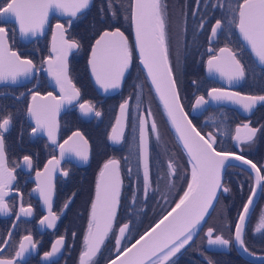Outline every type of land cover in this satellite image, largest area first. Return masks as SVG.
<instances>
[{"label":"flooded vegetation","instance_id":"obj_1","mask_svg":"<svg viewBox=\"0 0 264 264\" xmlns=\"http://www.w3.org/2000/svg\"><path fill=\"white\" fill-rule=\"evenodd\" d=\"M177 2L178 0H162L167 9L166 43L168 47V66L172 69V79L175 81L182 109L200 135L213 144L215 151L243 156L244 159L252 161L261 170V175H264V103L258 102L252 111L247 114H242L237 108L223 103H215L214 105L202 104L196 107L198 113L191 111L198 97H203L206 101L208 92L213 88L226 90L205 76L204 66L206 61L215 56L219 49L229 47L223 45L222 40L218 41L222 28L219 30L215 40L211 43L208 42L209 33L217 20L216 12H219L217 7H212V4H215L216 0H200L199 4H197L196 0H182L185 6L182 9L177 8ZM241 2L243 0L239 3ZM83 12L84 10L78 13L75 18L67 15L59 18L51 16L47 22L43 36L33 39L26 44L19 42L12 24L0 22V26L7 29V25H11L15 31V39L18 45L13 44L14 42L9 41L7 38L9 50L16 52L21 59L31 60L34 69L25 81L17 80L15 84L6 82V84L2 83L0 85V115L6 116L11 113L12 117L16 113L21 116L18 124L11 120L9 130L3 134L4 155L3 159L0 160V171L7 169V172L4 173L5 178H7L9 173L11 177H14L7 188L4 189L7 192L4 202L8 205L9 210L7 214H0V259L12 260L13 264H79V256L84 249L83 238L88 231L89 209L93 200L95 181L102 165L111 159L119 162L120 191L123 185L120 167L123 166L125 183L129 184L132 191H137L140 188L143 194L141 200L145 199L144 175L143 169L138 162L136 135L139 115L142 113L144 117H147L149 110L142 102V94L139 93L135 82V80H139V74L135 72V69L131 70L132 58L128 69L124 73L119 89L112 94H98L90 84L86 67L88 52L93 41L84 57L85 76L95 96L103 99L106 96L122 94L123 99L117 105L115 115L119 105L125 101H127V113L120 143L110 145L107 142L108 133L114 122L115 115L106 134L105 143L113 151L114 156L99 163L94 172L91 198L87 209L86 226L81 234L78 251H73L72 239L74 234L68 231V224L70 223L69 201L71 200L69 198L60 203L59 190L62 186L61 183L64 182L65 177L68 176L72 169H83L88 165L91 149L89 141L81 131V125L94 124L99 118L96 115V112L99 111L95 107V103L82 99V90L75 83L71 75L72 60H75L76 56H78L77 54H79L78 47L68 50L66 63L68 79L71 81V85L79 91V96L72 100L71 103L67 102L57 117L58 129L55 143L50 142L41 133H32L30 135L33 127L27 122L25 116L33 93L38 94V97L49 95V93L55 98L62 95L61 93L58 94L54 88H51V86H55L60 91L55 78L49 75L48 71L50 67L53 71L59 68V64L54 63L56 53L50 52L49 49L51 36L54 32H58L56 25L60 23L65 29L64 39L70 42L74 41L68 36V32L73 23L83 15ZM173 18H175L174 22L172 21ZM69 20L72 21L71 24L68 23ZM236 20L237 16L235 24ZM201 22H203L204 27L200 26ZM112 29H119L124 33L128 40L131 54H134L130 42V30L129 36H127L122 28L115 26L101 30L98 35L102 31H110ZM239 47V51L249 56L254 67L264 72V66H257L250 54L240 43ZM49 59H51V65L48 63ZM137 69H139L138 65ZM127 77L129 80L125 83ZM260 79L261 77H259ZM242 81L243 79H241L239 85L232 89V92H238L237 89L242 84ZM65 87V94H70L71 88H68L67 85ZM256 91L257 93L254 95L240 94L245 96L264 95L262 82L256 85ZM136 97L140 109L135 114L132 112V106ZM86 102L93 106V110L87 114L80 108V104ZM79 110L84 116L78 114ZM66 112H73L77 118V122L76 126L73 127L72 119H70L69 123L64 127V132L62 131L63 134L61 133L60 118ZM129 112L130 114L133 113L134 117L136 116L135 152L133 154L132 152L124 151V148L119 146L123 140L122 137L127 126ZM151 120L153 123L152 116ZM244 124H248L251 128H256V135L251 141L240 139L234 142L233 136L237 128L244 129ZM157 129L158 136H160L159 128L157 127ZM74 132H78L83 137V140L87 141L88 159L86 161L76 155V151H80L77 144L74 147L71 145L72 147L69 149L68 147L64 148L62 155V150L59 146ZM146 133L149 149L150 179V188L147 194L151 193L161 184L166 192H178L184 188L186 178L182 163L178 164L172 153L168 152L169 150H163L164 157L161 156L162 150H158V147L152 144V139L157 134L151 132V127L148 123H146ZM25 156L29 157L31 161L30 165L24 161ZM82 160L83 162H79ZM50 161L53 163H49ZM170 161L174 163L176 168L175 175L172 176H169L168 169ZM163 166L167 170L168 178L162 181L159 170ZM38 172L41 173L39 177L37 176ZM254 177H256L255 170L251 172L237 164H227L225 166L221 178V187L218 189L210 212L194 231L193 239L175 257L171 258L172 264H210V262L211 264H264V260L255 261L252 258L242 257L233 244L234 228L239 218V213H241L244 204L248 202L249 196L253 194ZM41 188L51 193V209L41 199ZM225 188L229 189V191H224ZM66 203L68 204L67 207H65ZM21 207L25 209L30 207L32 215H23L20 211ZM50 211L57 216L55 226L52 228L47 226V220L41 224V220H44L45 217L51 219ZM262 215H264V181H261L257 187L255 200L245 219L242 233L245 247L248 248L252 255L245 253L250 257L264 256V229H261L260 232L255 231ZM209 228L213 229L212 238L220 235L222 238L229 240L230 243L226 246L209 245V237L207 235ZM25 236H31V242L23 241ZM60 237L64 238L60 251L45 259L44 254L52 251V245ZM22 241L25 244L26 251L22 256L18 257L16 253L20 250ZM32 244H35L36 247L33 248Z\"/></svg>","mask_w":264,"mask_h":264},{"label":"snow or ice","instance_id":"obj_2","mask_svg":"<svg viewBox=\"0 0 264 264\" xmlns=\"http://www.w3.org/2000/svg\"><path fill=\"white\" fill-rule=\"evenodd\" d=\"M197 4L200 0H196ZM92 0H0V22H7L13 20L19 25V31L22 35L35 36L38 30H43L47 22L49 10H56L62 15L70 17H77V14L90 7ZM108 11L116 15L113 9V0H107ZM213 8H224V0H218V3L212 4ZM131 21L136 34V46L139 50L141 63L147 70L148 77L151 79L152 85L159 94L160 100L163 102L168 116L171 118L176 131L179 133V139L183 143V147L187 150L192 164L191 180L188 182L187 190L184 191L183 196L180 197L179 202L175 207L165 216L151 232H146L132 245V249H136V253L131 260H126L122 264H172L173 257L180 252L193 239V233L198 225L204 219L209 209L213 206V199L216 196V189L221 187L220 170L226 166V162L231 159L242 161L248 164L256 171L257 183L264 181V175H261V170L250 160L244 159L243 156L234 155L226 152H217L213 148V144L205 140L195 128H191L189 132L177 119V110L179 108L178 97L176 95V84L172 79V69L168 66V47L166 43V5L162 0H131ZM238 10L239 22L236 27L239 29L243 40L250 46L252 53L257 58L260 65L264 66V0H243L242 3L235 5L232 8L233 12ZM103 11V10H102ZM195 14V13H194ZM72 23L71 20L68 21ZM201 27H204L201 22ZM222 28V21L216 20L212 26V37L218 35V30ZM58 30L63 47L57 49L55 40L57 32L53 33V52L56 53V60L59 62V68L53 71L49 68V75H52L56 84L60 87L61 102L67 101L71 103L72 100L79 96V91L71 85V81L67 76L66 58L68 50L77 48L78 44L75 41H68L64 39V26L57 23ZM211 39V37H210ZM100 46H103L100 48ZM98 48L104 53L102 71H97L96 55ZM93 60L89 63L93 66V74L96 76L97 83L101 85L106 91L109 88H118L120 86V79L124 76L125 70L128 69L132 54L129 48L128 40L124 33L117 29L114 32H104V34L96 41V46L92 49ZM221 53H227V70L218 61L221 59L217 56H212L208 60L209 72L217 71L221 76H226L229 82L239 81L246 75L245 69L241 62L236 58L235 54L227 47L220 49ZM51 65V59H49ZM33 63L31 60H21L16 52H10L7 48V31L6 28L0 26V83L11 81L15 84L19 77H27L33 72ZM71 88L70 94L66 93V87ZM139 87V86H137ZM36 93H33V101L37 98ZM52 94L49 93V96ZM208 95L217 101L231 100L234 103L240 104L245 112H251L258 102L264 103V95L260 96H241L238 92H225L222 89L213 88ZM55 100V97H52ZM207 103L203 97H198L195 107ZM60 104L57 103L55 108L58 110ZM81 110L87 114L93 110V106L89 103L80 104ZM127 108V101L120 105L121 113ZM44 108L39 105H29L28 113L35 120L36 127L32 129L33 134L41 130H47L49 139L55 143L53 131L48 126L44 119ZM99 116L100 113L96 112ZM148 117H151L149 111ZM187 120V117H184ZM11 113L8 115H0V160L4 155V141L3 134L9 130L11 125ZM120 119L117 118L119 125ZM189 125L191 122H188ZM145 119L139 121L140 131V159L143 164L144 175V191L145 194L150 188L149 179V149L148 141L145 131ZM243 128L247 130L244 137L245 140L251 141L256 135L257 129L251 128L248 124H244ZM238 135L234 137L240 140L239 133L241 129L237 128ZM151 132L157 134V125L153 121L151 125ZM196 133L200 139L196 140L191 135ZM74 136L80 134L74 133ZM122 130L118 131L117 127H113V134L109 139L114 143H120ZM83 139V137H81ZM71 140V137L69 138ZM203 141V143H201ZM68 141H65L67 144ZM87 144V141H84ZM62 155L64 152V145H60ZM76 155L83 160L88 159L87 151H76ZM24 161L31 164L28 156L24 157ZM49 163H53L50 161ZM58 163V161H56ZM47 167V166H46ZM169 176L175 175L176 168L173 162L168 164ZM7 169L0 171V214L8 213V205L4 202V197L7 192L5 188L11 183L14 177L9 173L5 178L4 173ZM41 173H37L39 177ZM35 191V190H34ZM224 191H229L225 188ZM255 194V188L252 190ZM41 199L44 204L51 209V193L46 192L43 188L40 189ZM120 196V179H119V162L111 159L104 164L103 169L99 174L96 185V199L92 203V211L89 219L88 232L84 238V249L80 255L79 264H96L95 257L98 255L101 246L109 235L112 229L113 218L116 215L117 205ZM136 193L133 192V200H135ZM253 196H249L248 203L243 206V211L239 213V221L235 226V241L238 246L252 255L248 248L245 247V240L242 233L244 230V223L246 214L249 211V205L252 203ZM70 202V201H69ZM68 204H65L67 207ZM21 213L25 216L32 215V209L21 207ZM175 214V215H174ZM51 219L45 217L41 220V224L47 220V226L52 228L55 226L57 216L50 211ZM171 217V219H169ZM167 222V223H165ZM163 225V227H161ZM128 224H124L119 228V235L116 237L117 247L120 246ZM264 229V215L259 219L258 225L255 228L256 232ZM207 235L209 237V245L226 246L230 243L229 240L216 235L212 238L213 229L209 228ZM148 237L146 240L145 238ZM31 236H25L23 241L31 242ZM20 244V250L16 256H22L26 251L24 242ZM144 241L143 244L141 242ZM7 243V241H5ZM64 243V238L60 237L53 245L52 251L46 252L44 258L53 256L60 251V246ZM137 245H140L137 248ZM35 248L36 245L32 244ZM131 252V249H125ZM122 254V253H121ZM119 259V255L117 256ZM0 264H13L12 260L0 259ZM112 264H116L113 261ZM211 264V262H210Z\"/></svg>","mask_w":264,"mask_h":264},{"label":"trees","instance_id":"obj_3","mask_svg":"<svg viewBox=\"0 0 264 264\" xmlns=\"http://www.w3.org/2000/svg\"><path fill=\"white\" fill-rule=\"evenodd\" d=\"M242 0H224V8L217 7L219 12H216L217 19L222 21V31L218 41L222 40V44L229 47L234 52L236 58L241 62L245 69V77L242 84L238 87L237 91L241 94H256V85L262 82L264 89V72L254 67L253 62L249 56L239 51V43L235 37L233 28L235 24L236 12L232 11L235 5ZM218 3V0H216ZM129 7L130 0H113V9L116 13L113 16L112 12L108 11L107 0H92L90 7L84 10L76 22L73 23L69 29L68 36L77 42L79 54L75 60H72L71 75L77 83L78 87L82 90V99L89 100L95 103V107L100 115L96 123H89L81 125V131L87 138L90 144V159L88 165L83 169H72L59 190L60 203L70 198L69 217L70 223L68 224V231L74 234L72 239L73 251H78L80 247L81 234L86 226L87 209L92 192V179L96 167L104 160L113 157V151L105 143V137L108 129L114 119L115 110L119 102L123 99L122 94H115L114 96H106L99 99L95 96L91 89L84 71V57L85 54L101 30L109 29L112 27H119L129 36ZM185 8L182 0H178L177 8ZM103 10V11H102ZM7 38L17 44L15 39V31L11 25H7ZM139 74V80H135L138 91L142 94V102L151 112L153 121L159 128V149L161 156L164 157L163 150H169L172 153L178 164L182 163L186 173L184 188L178 192L168 195V199L164 204L160 201L165 191L162 184L148 193L142 201V191L140 188L135 191L136 197L133 200V192L129 184L125 183L123 177V166L120 167L122 174V189L120 191L119 203L117 213L113 221L112 229L108 237L105 239L98 255L94 258L96 264H103L120 250L126 247L148 227H150L157 219H159L166 211H168L179 199L183 196L184 191L187 190L190 168L187 158L182 153L174 135L172 134L160 108L157 104L146 80L140 69H137V64L134 54H132V71ZM259 77L261 79L259 80ZM129 78L125 79L127 83ZM20 114H13L12 120L15 123L20 122ZM72 119L73 127L76 126L77 118L73 112H66L60 118L61 133L64 132V127ZM135 129H136V116L129 112L127 117V126L123 134L122 143L119 145L124 148L126 152H135ZM63 131V132H62ZM64 134V133H63ZM169 148V149H168ZM161 180L168 178L166 168L163 166L159 170ZM204 221V220H203ZM128 224L123 238L121 239L120 246L117 247L116 237L119 235V228ZM199 227V226H198ZM167 264V262H166Z\"/></svg>","mask_w":264,"mask_h":264},{"label":"water","instance_id":"obj_4","mask_svg":"<svg viewBox=\"0 0 264 264\" xmlns=\"http://www.w3.org/2000/svg\"><path fill=\"white\" fill-rule=\"evenodd\" d=\"M130 3H131V0H130ZM242 3V2H241ZM61 17V16H65V15H62L60 14L58 11L56 10H49V13H48V18H47V22L49 20L50 17ZM237 20H236V24H238L239 22V18H238V10H237ZM47 22L45 23L44 27H43V30H38L36 35L33 36V35H22L19 31V25L16 24L13 20H8L7 22L5 23H9V24H12L14 26V29L16 31V35H17V39L19 40V42L23 43V44H26L28 42H30L31 40L33 39H36V38H40L41 36H43L44 32H45V29H46V25H47ZM236 24H235V35L239 41V43L243 46L244 49L247 50V52L250 54V56L252 57V59L255 61V63L257 64V66H261L257 60V58L254 56V54L252 53L251 51V48L250 46L243 40V38L241 37L240 35V32H239V29L236 27ZM129 30H130V42H131V45H132V49H133V52H134V55L136 57V61H137V65L139 67V69L142 71L144 77H145V80L157 102V104L159 105V108L172 132V134L174 135L182 153L185 155V157L187 158V161L189 163V168H190V180H191V173H192V164L190 162V157L187 153V150L183 147V143L180 141L179 139V133L176 131V127L173 125L172 123V120L171 118L168 116L167 114V111L164 107V104L163 102L160 100V97H159V94L156 92L155 90V87L152 85L151 83V79L148 77V73H147V70L144 68V65L141 63V60H140V54H139V50L136 46V34H135V30H134V27H133V24H132V21H131V9L129 8ZM117 29H112L108 32H114L116 31ZM105 31H102L92 42L91 46H90V49H89V52H88V56H87V60H86V67H87V75H88V79L90 81V84L93 88V90L98 93V94H112L114 93L115 91H117L119 89L118 88H109L107 91L101 87L100 84L97 83V80H96V76L93 74V66L92 64L89 63L90 60H93L94 57H93V52H92V49L94 46H96V41L104 34ZM218 33H219V30H218ZM211 37V39H210ZM216 36L215 37H212V31H210L209 33V38H208V42L211 43L215 40ZM50 52H53V45H54V41H53V35L51 36V39H50ZM55 46L57 47V49H60L63 47L62 45V42H61V39H60V36H59V33L57 32V36H56V40H55ZM103 46H100V48H102ZM8 48V46H7ZM100 48H98V51H97V55H96V63H97V71L100 72L102 71V68H103V59H104V53L103 51L100 50ZM9 50V48H8ZM10 51V50H9ZM10 52H13V51H10ZM57 55V54H56ZM217 57H220L221 59L218 61L222 66H225V69L227 70V53H221L220 52V49L216 52V55ZM21 60H24V59H21ZM209 60V59H208ZM208 60L206 61L205 63V66H204V74L205 76L210 79V80H213L215 81L216 83H218L219 85H221L224 89L226 90H223L225 92H232V89L235 88L237 85H239L240 81H233V82H229V80L227 79L226 76H221L219 72L217 71H213V72H209L208 70ZM49 63V62H48ZM54 63L55 64H59V62L56 60V57H55V60H54ZM127 70V69H126ZM125 70V72H126ZM31 75V74H30ZM29 75V76H30ZM24 77V76H21L18 78V81L19 80H27L28 77ZM123 78V77H122ZM122 78L120 79V84H121V81H122ZM7 83H11V81H8ZM6 84V83H5ZM0 85H2V83H0ZM51 88H54L55 91L60 94L61 92L59 90L56 89L55 86H51ZM176 91V89H175ZM209 93V92H208ZM176 95H177V91H176ZM241 95V94H240ZM241 96H245V95H241ZM178 97V95H177ZM61 97H58L56 98L55 100L52 99V96H49V95H45V96H42V97H38L36 98L35 101H33V99L31 98V100L29 101V105H39V106H43L44 108V119L46 121V123L48 124V126L51 128V130L53 131V135L56 139V135H57V129H58V125H57V117L59 116V114L61 113L63 107L65 106V104L67 103V101H63L61 102ZM207 103L205 104H209V105H214L215 103H223V104H226V105H230V106H233L235 108L238 109V111L242 114H247L248 112H245L243 110V108L241 107L240 104H237V103H234L232 102L231 100H222V101H217V100H213L208 94H207ZM59 103L60 104V107L59 109L57 110L55 108V105ZM178 105H179V108L182 109L181 107V104H180V101H179V98H178ZM196 105V103L194 104ZM183 110V109H182ZM192 112L194 113H198V110H196V107L192 108L191 110ZM126 113H127V110L124 111V113H121V109H120V105L119 107L117 108V111H116V115H115V119H114V122L112 124V126L110 127V130H109V133H108V137H107V142L110 144V145H115L116 143H114L113 141H111L109 139V136L113 134V127H117L118 131L122 130V133H123V130H124V127H125V117H126ZM78 114L80 116H84V114L79 110L78 111ZM26 120L27 122L33 127L35 128L36 127V123H35V120L32 118V116L28 113V109H27V113H26ZM184 117H187V115L185 114L184 110L182 112L179 111V109L177 110V119L178 121L182 124L183 127H185L189 132L191 131V128H194V126L192 124L189 125V119L187 117V120L184 119ZM117 118L120 119V123L119 125L117 124ZM145 119L146 120V123H148V125L151 127L152 125V120H151V117L149 118L148 117V114H147V117H144V115L141 113L139 115V119H138V124H137V135H136V142H137V157H138V162L140 164V167L143 169V164L141 162V159H140V131H139V121L140 119ZM145 131H146V124H145ZM197 131V130H196ZM198 132V131H197ZM33 132L30 133V135H32ZM38 133H41L42 135H45L48 140L50 142H52V140L49 139V136L47 134V130H41L40 132ZM37 133V134H38ZM74 133H77V132H74ZM72 133L71 134V140L66 139L65 141H68L67 144H65V141H63L61 143V145H64V148L68 147L71 148L72 146L74 147L76 144L77 146L79 147V150L80 151H87V147H86V144L84 143V140L81 139V136H74ZM247 134V130L246 129H241L240 133H239V136L241 137V139H244V137L246 136ZM191 135L193 137H195L196 140H199L200 137L199 136H196V133L195 132H192ZM238 135L237 131L235 132L234 136H233V141L236 142L237 140L234 139V137H236ZM146 136H147V133H146ZM202 136V135H200ZM206 140V139H205ZM148 141V139H147ZM212 141V140H211ZM201 143H203V141H201ZM72 145V146H71ZM60 147V146H59ZM232 154V153H231ZM236 155V154H234ZM79 162H83L82 161H79ZM106 163V162H105ZM104 163V164H105ZM104 164L102 165L100 171H99V174L101 172V170L103 169L104 167ZM227 164H237L247 170H250L251 172H253V169L250 165L248 164H244L242 161L240 160H236V159H229L227 162H226V165ZM224 168H221L220 170V181H221V178H222V174H223V171H224ZM99 174L97 176V179L95 181V186H94V190H93V200H92V203L93 201L96 199V185H97V180L99 178ZM259 183H257V180H256V177H254V182H253V189L255 188V190H257V187H258ZM218 189H216V196H217V192H218ZM255 194H256V191H255ZM255 194L253 196V200H252V203L249 205V210L252 206V204L254 203V200H255ZM216 196L215 198L213 199V203L216 199ZM180 200V199H179ZM179 200L177 202H179ZM176 202V203H177ZM92 203H91V206H90V209H89V219H90V216H91V211H92ZM176 203L168 210L166 211L159 219H157L150 227H148L144 232H142L138 237H136L132 242H130L126 247H124L122 250H120L115 256H113L112 258H110L109 260H107L105 263L103 264H112L113 261H116V264H122V262L126 261V260H131L135 253H136V249H132V245L136 243L137 240L140 239V237L142 235H144L146 232H151V230L153 228L156 227V225L165 217L168 215L169 212H171V210L175 207ZM248 203V202H247ZM118 206V205H117ZM212 208V207H211ZM211 208L209 209V212L211 210ZM117 210V209H116ZM243 211V209H242ZM241 211V212H242ZM208 212V213H209ZM249 212V211H248ZM248 212L246 214V217L248 215ZM208 213L205 215V217L208 215ZM175 215V214H174ZM204 217V219H205ZM171 219V217L169 218ZM203 219V220H204ZM114 220V218H113ZM202 220V221H203ZM201 221V223H202ZM239 221V218L237 220V222ZM236 222V223H237ZM167 223V222H165ZM200 223V224H201ZM199 224V225H200ZM198 225V226H199ZM236 226V224H235ZM161 227H163V225H161ZM88 232V231H87ZM86 232V234H87ZM85 234V236H86ZM84 236V238H85ZM84 238H83V243H84ZM146 240L148 239V237L145 238ZM144 241L141 242V244H143ZM233 244L235 246V248L237 249L238 253L244 257V258H252L254 259L255 261H262L264 260V256L262 257H250L249 255H247L245 253V251L243 250V248H241L240 246H238L237 242L235 241V228H234V236H233ZM140 245H137V248H139ZM125 249H131V252H127L125 251ZM122 253V254H121ZM81 255V254H80ZM119 255V259H117V256ZM80 261V256H79V260H78V263Z\"/></svg>","mask_w":264,"mask_h":264},{"label":"rangeland","instance_id":"obj_5","mask_svg":"<svg viewBox=\"0 0 264 264\" xmlns=\"http://www.w3.org/2000/svg\"><path fill=\"white\" fill-rule=\"evenodd\" d=\"M174 19H175V18L172 19L173 22H174ZM137 97H139V96H137ZM137 97L134 99L133 106H132V112L135 113V114H136V113L138 112V110L140 109V107H139V103L137 102V101H138ZM157 141H158V143H157ZM159 143H160V137H159V139H158V138H157V135H155V138L152 139V144H153L154 146H157V147H158V150H159ZM169 194H171V193L165 191V194H163V197H161L160 201H161L163 204H164V202L168 199V195H169ZM145 196H146V195H145Z\"/></svg>","mask_w":264,"mask_h":264}]
</instances>
